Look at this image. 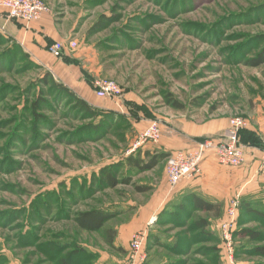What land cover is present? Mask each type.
I'll use <instances>...</instances> for the list:
<instances>
[{
  "label": "rangeland",
  "instance_id": "obj_1",
  "mask_svg": "<svg viewBox=\"0 0 264 264\" xmlns=\"http://www.w3.org/2000/svg\"><path fill=\"white\" fill-rule=\"evenodd\" d=\"M44 1L66 41L76 40V49H89L100 63L95 80H114L122 94L101 98L106 113L95 119L61 101L36 118L29 107L41 64L29 63L20 43L0 29V264H56L66 253L57 254L58 243L69 242L95 256L91 264H125L139 231L159 242L148 264H264L253 252L264 238H234L231 263L219 250L221 216L210 219L209 242L191 226L197 214L189 219V210L172 209L166 160L145 172L127 161L142 152L135 147L141 120L159 121L164 132L184 120L249 119L264 103V63L250 62L264 47L263 0ZM108 19L115 22L94 29ZM106 167L120 181L115 188L99 180ZM136 185L151 188L138 192ZM151 200L158 206L144 220ZM249 201L264 211V190ZM93 208L116 213L104 228L115 230V246L103 229L76 225L75 214ZM240 225L264 234V224L241 209Z\"/></svg>",
  "mask_w": 264,
  "mask_h": 264
},
{
  "label": "crops",
  "instance_id": "obj_2",
  "mask_svg": "<svg viewBox=\"0 0 264 264\" xmlns=\"http://www.w3.org/2000/svg\"><path fill=\"white\" fill-rule=\"evenodd\" d=\"M57 26L50 11L45 13L40 20L27 25L9 19L0 10V29L14 37L32 60L49 70L57 81L62 82L92 107L104 109L106 101L96 95L94 86L95 79L100 75L98 67L100 63L92 57L91 51L86 48H66L60 57L49 52L50 44L56 41L65 42L68 39ZM64 57L70 58L71 61H66ZM150 123V121L143 120L135 123L137 133H141ZM228 128L229 119L226 117L208 122L179 121L176 128L167 126L163 129L164 132L158 143L144 145V148L140 147L141 154H145L146 151L151 153L161 151L170 154L175 150L188 149L193 147L197 140L204 138L203 136L225 137ZM245 129L258 137L262 145L243 142L246 153L245 162L238 167L221 165L215 154H207L202 163V171L197 177L193 180H184L167 191V194L170 192L169 199L173 200L172 203L175 206L187 199L186 201H190V207H192L191 199L193 196H198L207 201L219 203L222 210L220 218L223 219L232 198L240 195L242 196L241 201L242 199L251 200L264 190V172L260 170V157L264 150V103L250 112L249 124ZM163 179L166 183V171ZM160 194L166 200V192L160 191ZM156 205V201L151 200L143 206L144 220L150 218L153 210L158 206ZM213 218L215 217H210V219Z\"/></svg>",
  "mask_w": 264,
  "mask_h": 264
},
{
  "label": "trees",
  "instance_id": "obj_3",
  "mask_svg": "<svg viewBox=\"0 0 264 264\" xmlns=\"http://www.w3.org/2000/svg\"><path fill=\"white\" fill-rule=\"evenodd\" d=\"M264 2V0H263ZM15 20V19H13ZM17 21V20H15ZM19 22V21H17ZM104 22V23H103ZM101 21L99 24H102L100 26V29H97L94 27L95 30H101L104 27L110 25L111 23L115 22L114 20L108 19V21ZM3 38L0 35V39ZM259 56L250 61L253 65L257 66L264 63V47L261 49ZM26 58L28 60H32L30 55H26ZM66 61L70 62V58L64 57ZM29 63H36L33 61H30ZM32 64V65H34ZM42 67V73L40 77L37 79V82L33 84V89L35 92V99L30 104V110L33 112L34 116L38 119L42 118L43 116L41 113H39L38 110H40L43 106H54V104H57L58 102H64L65 104L72 105L75 110L79 111L80 114L85 115L89 119H95L96 117H101L102 114L106 113L103 109H98L95 107H92L90 104H88L84 99L79 97L77 94H75L70 88H68L66 85H64L62 82L57 81L53 74L46 70L42 65H39ZM50 96L51 100H49L47 97ZM174 107L176 108H183V106L179 103L174 102ZM105 120V119H104ZM240 142L241 143H248L252 145H259L261 146V140H259L258 137L255 135H252L246 129H242L239 132ZM202 139V138H201ZM145 155V157H144ZM142 155L141 152L138 154V157L130 156L127 158L128 163L131 166L136 167L141 172L152 170L153 168L157 167L162 161H165L167 157L169 156V153L166 152H157V153H151L150 151H146L145 154ZM147 158V159H146ZM101 177L100 181H103L107 184L110 188H115L119 183V179L115 177L113 174V171L111 167L103 168L101 171ZM125 183L128 184V179H124ZM150 186L147 185H136V190L138 192H146L150 190ZM185 201L181 204H177L176 206H172L174 210L180 211V213L184 214L186 210H189L188 218H193L195 214L198 216L195 218V222L193 225L197 230H200L203 235L206 236L207 241L213 240V235L210 231H207V228L210 226V217L218 218L222 214L221 205L219 203L207 201L203 198H200L198 196H193V199H191L193 206L190 207V201H186L187 199H184ZM174 204V203H172ZM240 209L242 210V214L249 216V218H252L255 216L259 219V221L264 224V211L262 209L255 206V204L248 199H242ZM177 213V212H176ZM179 213V212H178ZM179 213V214H180ZM116 213L107 211L103 208H93L86 211H79L74 216V221L76 225L83 231L87 232H97L100 230H104L105 225L115 218ZM67 218H70L67 216ZM189 221V220H188ZM250 221V220H249ZM163 221H160L159 224H164L165 222L161 223ZM183 223V224H182ZM247 223V222H246ZM178 224H181V226L184 225V221L181 219ZM234 230V238L237 237H246L250 240L254 241H261L264 234L260 233L259 231L248 228V227H242ZM107 237V242L110 246L114 245V236H115V230L113 228H108L104 230ZM157 238L154 234L149 233L147 240H146V250H147V260L144 264H148L149 262V255L151 252V249L153 246L159 245V242H155ZM213 251H216V247L213 246ZM220 252H222V246L219 247ZM58 253L65 251V255L58 260L56 264H91V260H94L93 256L90 252L87 253L86 249L82 246H79V244L75 243H58L56 250ZM254 254H257L259 256L264 257V246H256L253 248ZM87 254L85 256V254ZM90 256H89V255ZM222 254V253H220Z\"/></svg>",
  "mask_w": 264,
  "mask_h": 264
},
{
  "label": "built area",
  "instance_id": "obj_4",
  "mask_svg": "<svg viewBox=\"0 0 264 264\" xmlns=\"http://www.w3.org/2000/svg\"><path fill=\"white\" fill-rule=\"evenodd\" d=\"M0 10L9 19L29 24L38 21L50 11L44 0H0ZM76 40L56 41L49 45L48 50L56 57H60L66 48L76 49ZM96 95L99 98H118L122 94L120 85L114 80L100 78L94 82ZM249 119L244 116L232 117L225 137H208L197 140L193 147L179 149L170 153L166 161L167 182L170 188L175 187L184 180H193L202 171V163L207 154H215L221 165L238 167L245 162V145L240 142L239 132L246 128ZM163 131L159 121L155 120L139 133L135 147H142L147 142L158 143ZM260 170L264 172V150L260 157ZM241 196L237 195L231 199L225 216L220 220L218 226L221 232L223 251L226 259L234 263L235 242L234 230L240 211ZM146 231L134 233L130 241L129 257L125 264H144L148 254L146 250Z\"/></svg>",
  "mask_w": 264,
  "mask_h": 264
}]
</instances>
